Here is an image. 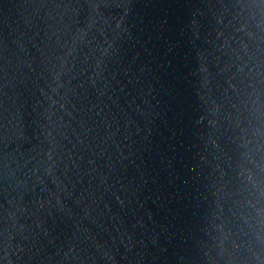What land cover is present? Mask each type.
Here are the masks:
<instances>
[{"label": "water", "instance_id": "95a60500", "mask_svg": "<svg viewBox=\"0 0 264 264\" xmlns=\"http://www.w3.org/2000/svg\"><path fill=\"white\" fill-rule=\"evenodd\" d=\"M0 264H264V0H0Z\"/></svg>", "mask_w": 264, "mask_h": 264}]
</instances>
